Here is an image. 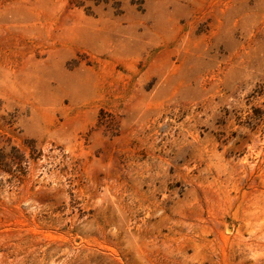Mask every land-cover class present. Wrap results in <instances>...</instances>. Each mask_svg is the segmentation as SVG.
I'll return each mask as SVG.
<instances>
[{
  "label": "rangeland",
  "instance_id": "1",
  "mask_svg": "<svg viewBox=\"0 0 264 264\" xmlns=\"http://www.w3.org/2000/svg\"><path fill=\"white\" fill-rule=\"evenodd\" d=\"M0 264H264V0H0Z\"/></svg>",
  "mask_w": 264,
  "mask_h": 264
},
{
  "label": "trees",
  "instance_id": "2",
  "mask_svg": "<svg viewBox=\"0 0 264 264\" xmlns=\"http://www.w3.org/2000/svg\"><path fill=\"white\" fill-rule=\"evenodd\" d=\"M2 160H3V154H2V152L0 150V161H2Z\"/></svg>",
  "mask_w": 264,
  "mask_h": 264
}]
</instances>
